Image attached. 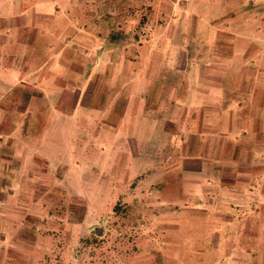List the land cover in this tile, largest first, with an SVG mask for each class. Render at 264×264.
I'll return each instance as SVG.
<instances>
[{"label":"crops","instance_id":"0c3cea01","mask_svg":"<svg viewBox=\"0 0 264 264\" xmlns=\"http://www.w3.org/2000/svg\"><path fill=\"white\" fill-rule=\"evenodd\" d=\"M252 1L159 4L148 14L155 29L142 40L117 28L119 20L136 25L119 2L0 0V236L19 231V252H36L44 241L31 226L55 214L70 220L65 196L87 209L92 189L103 196L124 188L121 176L147 171L139 157L151 134L166 138L167 125L180 131L188 121L193 138L223 141L195 157L242 162L238 181L209 177L202 188L254 198L259 228L251 237L260 236L262 248L253 247L264 253V0L251 10ZM252 28L260 30L249 35ZM190 31L195 39L182 36ZM260 258L251 264H264Z\"/></svg>","mask_w":264,"mask_h":264},{"label":"rangeland","instance_id":"374dc122","mask_svg":"<svg viewBox=\"0 0 264 264\" xmlns=\"http://www.w3.org/2000/svg\"><path fill=\"white\" fill-rule=\"evenodd\" d=\"M175 1L109 0L125 4L127 19L136 21L132 28L124 27L119 20L117 28L125 34L136 33L142 40L155 29L154 23L149 21V10L159 4L175 6ZM247 4L253 10L261 3L254 0ZM169 24L167 21V27L171 26ZM256 30L260 29H249V35ZM182 36L196 38L191 31ZM161 113L167 117L169 110L157 108L156 114ZM179 117L177 113L172 120L175 122ZM161 123L160 128H163ZM183 125L180 131L177 124L167 125L173 135L166 138L161 137L159 131L151 134L145 157H139L149 162L147 171L134 180L129 174L130 179L127 177L125 182L121 176L119 182L124 188L101 190L103 196L92 189L87 209L73 194L71 199L65 196L61 210L64 207L67 210L71 202L70 220H61L55 214L56 218L45 221V225L38 222L37 226H31L44 241L36 252H19V231L5 239L0 236V264H251L261 255L260 260L264 262V253L256 248L257 245L262 248V239L251 237L259 228L251 217L256 207L254 198L245 200L238 189L222 188L211 196L206 187L202 188L209 177L229 184L238 181L240 172L235 170L242 162L229 156L195 157V153H202L209 145L221 147L223 141H208L204 135L193 138L189 130H197V127L190 128L188 121ZM229 167L231 172L224 171ZM198 169H202L199 176L202 182L197 181ZM249 191L254 192V189ZM213 216L215 219L210 218ZM241 243L248 245L244 246L248 253L239 251Z\"/></svg>","mask_w":264,"mask_h":264}]
</instances>
